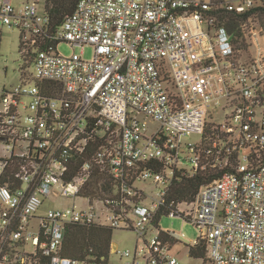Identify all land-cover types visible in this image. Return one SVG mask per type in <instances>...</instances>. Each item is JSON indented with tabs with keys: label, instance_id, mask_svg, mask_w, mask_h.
Listing matches in <instances>:
<instances>
[{
	"label": "built area",
	"instance_id": "built-area-1",
	"mask_svg": "<svg viewBox=\"0 0 264 264\" xmlns=\"http://www.w3.org/2000/svg\"><path fill=\"white\" fill-rule=\"evenodd\" d=\"M263 5L78 0L55 25L53 0H0V26L20 31L33 68L19 69L18 85L0 74V264H182L181 249L200 241L202 264H264V50L255 38L252 59L239 55L220 18ZM61 43L93 56L62 54ZM220 110L230 112L220 120ZM192 134L200 142L185 141ZM233 157L193 199L169 200L175 181ZM95 171L111 177L110 196L84 193ZM52 196L74 202L42 211ZM165 215L192 224L194 243L161 228ZM72 224L136 241L111 243L102 261L68 257Z\"/></svg>",
	"mask_w": 264,
	"mask_h": 264
},
{
	"label": "trees",
	"instance_id": "trees-1",
	"mask_svg": "<svg viewBox=\"0 0 264 264\" xmlns=\"http://www.w3.org/2000/svg\"><path fill=\"white\" fill-rule=\"evenodd\" d=\"M77 1L78 0H53L55 9L52 10L51 13L54 16L55 25L60 24L67 15L73 12ZM220 18L226 24L229 32L232 33L235 49L239 51V55L250 58V56L245 54L248 53L249 49V41L246 38L245 27L251 19L258 18L261 26L264 28V5L244 13L223 10L220 14ZM29 61L31 62L32 58H30ZM30 62H25L22 69L29 67ZM236 166V157H233L231 159V165L224 168L208 167L198 171L194 176L181 177L174 182L170 190L169 200L193 199L202 185L213 182L220 178L225 172L233 171ZM99 183H101V187ZM112 187V179L110 176L95 171L92 183L85 188L84 193L91 194L93 197H101L105 194L110 196L112 194ZM100 189H102L103 193L100 192ZM112 236L113 229L110 227L72 224L66 233L63 253L68 257L83 259L91 256L96 258L97 261H102L103 258H107L109 255ZM189 254L194 258H204L206 256L204 241L190 246Z\"/></svg>",
	"mask_w": 264,
	"mask_h": 264
},
{
	"label": "rangeland",
	"instance_id": "rangeland-1",
	"mask_svg": "<svg viewBox=\"0 0 264 264\" xmlns=\"http://www.w3.org/2000/svg\"><path fill=\"white\" fill-rule=\"evenodd\" d=\"M21 1V0H18ZM256 32L257 35L252 33ZM0 74L3 76V84L7 86L18 85L21 82V67L25 65V61L20 54V31L16 28L9 27L7 25L0 26ZM246 38L249 41V49L246 55L252 57L257 53V44L264 50V28L258 18H253L248 22L245 29ZM255 38L257 44H255ZM60 53L70 55L72 53H83L85 58H91L93 56V48L91 46L85 47L83 50L80 46L72 47L67 43H61L58 47ZM247 56V57H248ZM246 57V56H245ZM29 65V64H28ZM7 71L6 76L4 75ZM30 71H33L30 66ZM230 111L220 110L218 119L222 120L226 114ZM200 134H192L185 138V141H192L195 143L200 142ZM143 188H149L148 182H142L139 184ZM74 200L61 197L52 196L46 199L42 211H47L50 207L70 206ZM76 203L79 206H87V201L84 198L76 199ZM160 227L163 229L177 230L184 232L183 241L189 246L194 243L198 238V230L190 223H184L181 218L170 217L168 215L162 216L160 219ZM136 241V234L127 230L114 229L112 236V244H115L119 249L132 248ZM177 249L179 247H176ZM179 257L182 264H202V260L199 258L190 257L187 247H183L179 253Z\"/></svg>",
	"mask_w": 264,
	"mask_h": 264
}]
</instances>
